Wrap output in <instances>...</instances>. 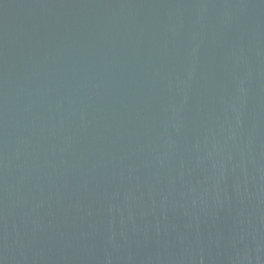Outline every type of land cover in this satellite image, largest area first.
<instances>
[{"label":"water","instance_id":"obj_1","mask_svg":"<svg viewBox=\"0 0 264 264\" xmlns=\"http://www.w3.org/2000/svg\"><path fill=\"white\" fill-rule=\"evenodd\" d=\"M0 264H264V0H0Z\"/></svg>","mask_w":264,"mask_h":264}]
</instances>
